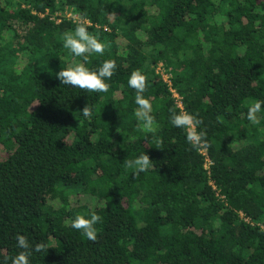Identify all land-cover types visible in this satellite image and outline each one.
Listing matches in <instances>:
<instances>
[{"label": "trees", "instance_id": "16d2710c", "mask_svg": "<svg viewBox=\"0 0 264 264\" xmlns=\"http://www.w3.org/2000/svg\"><path fill=\"white\" fill-rule=\"evenodd\" d=\"M64 6L106 44L86 67L116 61L106 93L56 79L83 62L63 46L81 21L50 18ZM158 63L203 121L206 170L170 123L181 111ZM137 69L163 150L137 130ZM252 100H264V0H0V262L20 234L49 248L30 264H264V105L252 124ZM143 152L154 167L134 176L123 161ZM92 212L95 242L70 226Z\"/></svg>", "mask_w": 264, "mask_h": 264}, {"label": "clouds", "instance_id": "9594fccd", "mask_svg": "<svg viewBox=\"0 0 264 264\" xmlns=\"http://www.w3.org/2000/svg\"><path fill=\"white\" fill-rule=\"evenodd\" d=\"M91 21H81L74 29V32H65L63 34V46L68 49L74 57H81L83 62L75 63L66 69H61L56 73V79L60 84L73 88H79L82 91L93 93H106L109 91L110 85L106 83L111 80L116 72V61L105 60L98 70H90L86 67L89 62V56L92 54L103 55L106 44L101 42L97 35L88 31ZM246 51V45L241 46L240 55ZM128 85L135 90V103L138 106L135 112L138 124L137 130L150 133L156 149L163 150V140L156 135L159 125L155 117L151 114L152 105L149 99L144 97V93L148 88V77L137 69L132 71L128 79ZM264 100H252L248 106L247 120L252 124H259L260 118L258 114L262 110ZM170 123L177 128L186 130L187 142L196 151L206 150L210 145L207 141L206 130H198L203 124L202 119L198 118V114H190L188 111H181L179 114L173 110H169ZM83 117L91 119L93 108L85 105L81 111ZM123 167L133 170V175L138 176L154 167L150 157L144 152L134 159H124ZM103 218L92 212L90 218H86L83 214H78L71 221L70 226L81 232L89 241L97 240L98 231L95 225L102 223ZM17 247L21 251L14 257H4L0 264H30V257L33 252L42 253L47 251L48 246L39 242L34 245L30 244L28 238L24 235L17 234Z\"/></svg>", "mask_w": 264, "mask_h": 264}, {"label": "built area", "instance_id": "2783aa9c", "mask_svg": "<svg viewBox=\"0 0 264 264\" xmlns=\"http://www.w3.org/2000/svg\"><path fill=\"white\" fill-rule=\"evenodd\" d=\"M42 15V14H41ZM55 23L59 22L61 19H65V20H70L73 22H80L83 20H80L79 17L71 12V10L64 6L62 8H57L52 16L50 17ZM155 71L157 74H159V76L161 77L162 81L165 82L171 92V96L173 97L176 107L179 108L180 111H182V106H181V102L180 99L178 97V95L171 89L170 87V81H169V73L167 71H165L164 67L162 66L161 63H158ZM206 150L203 151H198L202 156H203V167L205 168V170L207 169L208 165L210 164V161L206 155Z\"/></svg>", "mask_w": 264, "mask_h": 264}]
</instances>
